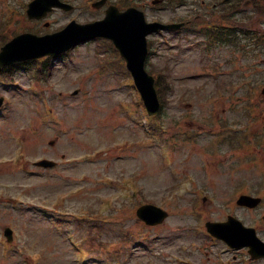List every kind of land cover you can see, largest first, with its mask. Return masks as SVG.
I'll return each instance as SVG.
<instances>
[{"label":"rangeland","instance_id":"374dc122","mask_svg":"<svg viewBox=\"0 0 264 264\" xmlns=\"http://www.w3.org/2000/svg\"><path fill=\"white\" fill-rule=\"evenodd\" d=\"M29 1L0 0V22L7 24L9 34L52 32L72 18L88 22L101 15L86 10L81 0H74L71 3L77 7L73 11L57 9L42 19L31 20L25 13ZM184 14L151 11L148 19L175 21ZM200 38L189 31L151 36L155 52L150 61L159 71L167 69L165 107L155 123L164 127L171 140L169 146L166 141L153 144L148 138L146 143L140 140L144 134L134 118L136 111L128 105L136 98L132 97V88L124 85L128 77L122 75L125 72L119 66L117 53L114 49L107 51L102 41L80 45L64 59L52 62L48 78L36 79L33 72L26 70L16 72L12 84L0 83V97L5 98L0 108V264H77L66 232L88 250L86 264L118 262V257L106 255L107 248H116V243L103 245L102 241L123 244L120 260L126 264H222V260L240 252L226 249L223 242L209 244L203 225L207 219L225 220L233 212L246 224H259L264 238V202L256 210H244L233 201L237 191L231 193L235 184L244 180L241 184L245 192L264 198V148L256 144L252 147L254 156H258L254 164L247 160L251 146L242 138L235 146H242L244 151L227 144L216 147L219 140L209 144L220 122L242 127L248 118L242 109L245 98L241 88L234 96L227 92L217 98L212 96L232 79L231 74L220 75L219 70L210 76L214 59L224 57L222 61L226 62L232 58L228 63L236 67V81L245 77L261 80L264 49H257L244 38L235 53L226 49L223 56H218L217 51L205 54ZM39 64H33V71ZM227 65L223 64L224 69H229ZM263 85L264 82L260 84ZM40 91L45 92L43 99ZM261 97L257 93L253 99L260 106L253 130L257 125L264 128ZM144 114L139 109L140 120ZM164 129L155 127L154 131L161 138ZM193 131L200 132L196 139L186 138V132ZM19 151L25 157L16 162L14 155ZM85 153L93 159L83 163L80 158ZM41 157L58 164L52 170L39 169L33 161ZM134 177L142 188L141 203L151 202L170 212L164 223L146 229L148 244L136 246L121 239V230L130 226L138 230L134 221H126L125 227L121 223L118 228L115 223L107 225L106 234L92 237L90 233H103V227L79 224L74 218L60 219L51 213L59 193L68 194L62 208L76 212L86 203H94L99 211L105 196L119 203L120 180L136 183ZM187 188L194 189L190 192ZM204 195L208 197L205 202ZM6 226L14 228L16 238L12 242L4 236ZM115 259L118 260L113 262Z\"/></svg>","mask_w":264,"mask_h":264},{"label":"water","instance_id":"95a60500","mask_svg":"<svg viewBox=\"0 0 264 264\" xmlns=\"http://www.w3.org/2000/svg\"><path fill=\"white\" fill-rule=\"evenodd\" d=\"M55 5H62V3L59 0H35L30 4L29 14L41 17ZM152 29L151 25L144 23L140 14H136L133 11L120 13L112 10L108 17L100 23L78 25L73 22L62 32L44 37L22 34L3 48L0 54V63L7 64L12 61L33 58L48 53H58L90 37L97 35L106 36L114 40L121 53L125 56L128 67L136 76L138 86L143 92L150 111H152L154 108H158L159 104L153 88L154 79L144 70V61L147 53L145 36ZM40 164L48 165L51 163L44 161ZM152 210L155 213L153 217L157 218V215L159 216L158 221H162L166 216V213L159 208H149V211ZM210 230L232 245H251L255 251L259 252V256L264 255V250L258 244L259 242L255 239L253 232L244 228L235 219L231 218L229 222L225 223H212L210 224Z\"/></svg>","mask_w":264,"mask_h":264},{"label":"flooded vegetation","instance_id":"af4514ba","mask_svg":"<svg viewBox=\"0 0 264 264\" xmlns=\"http://www.w3.org/2000/svg\"><path fill=\"white\" fill-rule=\"evenodd\" d=\"M203 2L205 0H202ZM234 5V12L231 15H236L237 17L241 16H255L260 14L264 16V1L256 0L254 5H250L251 0H232ZM222 15L225 14V7L221 8Z\"/></svg>","mask_w":264,"mask_h":264},{"label":"trees","instance_id":"16d2710c","mask_svg":"<svg viewBox=\"0 0 264 264\" xmlns=\"http://www.w3.org/2000/svg\"><path fill=\"white\" fill-rule=\"evenodd\" d=\"M160 77H161V79H163L164 78V75L163 74H160ZM254 106V105H253Z\"/></svg>","mask_w":264,"mask_h":264}]
</instances>
